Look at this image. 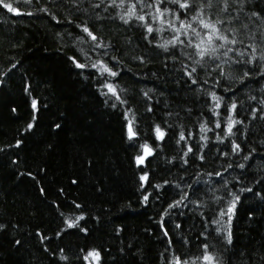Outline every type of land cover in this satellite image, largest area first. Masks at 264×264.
I'll use <instances>...</instances> for the list:
<instances>
[{"label": "trees", "instance_id": "obj_1", "mask_svg": "<svg viewBox=\"0 0 264 264\" xmlns=\"http://www.w3.org/2000/svg\"><path fill=\"white\" fill-rule=\"evenodd\" d=\"M5 2L19 14L0 6V264H90L89 251L93 264H206V253L264 264V0L160 3L177 27L171 13L196 28L203 6L237 40L227 57L202 60L184 35L160 46L176 33L152 19L156 0ZM133 4L145 21L128 18ZM99 62L118 75L91 67ZM230 115L240 123L226 137ZM145 143L153 153L138 166Z\"/></svg>", "mask_w": 264, "mask_h": 264}, {"label": "snow or ice", "instance_id": "obj_2", "mask_svg": "<svg viewBox=\"0 0 264 264\" xmlns=\"http://www.w3.org/2000/svg\"><path fill=\"white\" fill-rule=\"evenodd\" d=\"M121 2L123 3V0H121ZM163 2L175 4L180 9H183V10L190 9L192 7V4L189 2V0H156L154 5H149V7H155V9H156L155 14L152 15V19L159 21L160 24H162V25L166 23L168 25V28L172 32L176 33V35L173 37V39H171L169 41H165L164 44L160 45L165 50H167L169 44H171L173 46H175L177 44L184 45L185 41L183 39H181V35H184L188 39V44L186 46L193 48L195 51V54L198 57H200L201 60L205 56L216 57L218 55L219 49H225V51L223 52V56H225V57H227L228 54L233 51V49L231 47H229V45H235L237 43V40L235 38L229 39V37L227 35H224L221 33V31L217 25L220 23H223L222 21L218 20L215 23H213V22H210L209 20H206L204 18L203 6H201L200 10L197 12L196 15L191 16V18H190L191 21L196 23V25H197L196 28L193 27L191 22L186 23L184 20H181L179 13H171L175 17V20L179 21V27H177L173 21H166L164 19L165 13L169 12V10L167 8H165L164 10H160L159 5H160V3H163ZM113 3H115V0H113ZM140 3H141V7L145 6L143 4V0H140ZM211 3H212V0H207L208 7H211ZM0 6L6 8L9 12H14V13L19 14V10L14 8L11 3H6L5 0H0ZM135 7H136L135 4H133L131 9L126 13V15L128 16L129 19L133 16H136ZM226 7H227V0H225V9H226ZM121 19H124V17L122 16ZM136 19L139 21H145L146 17L141 15V16H136ZM125 22L127 23V20H125ZM198 28L200 29L199 31L197 30ZM146 30L148 33L153 32V28L151 27V25H146ZM83 31L86 32L91 37V39L93 41L97 40V37L86 26L83 27ZM157 31H159V29H157ZM189 31L191 32V36H189ZM201 32H203V35H201ZM196 41H198V42H196ZM217 41H219V43H217ZM100 46H104V45H102V44L97 45V47H100ZM240 55L243 56L244 53H240ZM252 59H255V57H252ZM260 59L264 60V55H262L260 57ZM249 62H251V61H249ZM196 63H200V60H197ZM76 66L79 68L86 67V65L80 64L78 62L76 63ZM219 66L220 65L218 64L217 67H219ZM91 67L97 68L101 74L108 73L110 76H113V77L118 75V73L112 71L107 65L103 64V62L94 63L91 65ZM195 71H196V69L193 68L190 72H187L186 74L189 77H191L192 73ZM245 75H247V73H245ZM192 83H196V81L192 80ZM105 87L107 88L108 93H111L117 99L120 98L118 93H117V89L114 85L108 83V84H105ZM145 95H147V93H145ZM211 98L213 101H216V108H219L220 107L219 101L221 100V97L217 96L215 93H211ZM36 106H37V102L35 100H33L32 101L33 109H36ZM236 107H237V105L235 103L231 104L229 107V111L234 112ZM149 110H151V109H149ZM125 118L127 120L128 139L132 140L137 135V133L133 130V121L135 120V116L133 114L130 119L128 116H126ZM237 123H240V121L234 120L231 115L227 117V125H226V132H225L226 137L233 134L232 129H233L234 125H236ZM28 127L31 128L32 124H29ZM216 127H220L219 121H217ZM200 128H201L202 132H207L210 130L204 124H202L200 126ZM154 132H155L158 140L163 139L165 133L161 130L159 125H157L155 127ZM180 139L181 140L186 139L183 132H181V134H180ZM201 139L206 140L207 137L202 136ZM217 139L219 140L221 138L218 136ZM140 147L142 149V155L136 157V161H137L138 166L142 165L144 163L146 156H150L153 153V150L146 143L142 144ZM239 149H240V146L238 144H233V148H232L233 152L239 151ZM188 151L191 152L192 149L189 147ZM202 158L203 157H201V159ZM241 167H243V165H241ZM140 179H141V181H147L148 178H147V175H144V176H141ZM157 187H160V185H157ZM147 199H148V197L145 196L144 200L147 201ZM238 199L239 198L236 197L231 202V205L228 208L227 212L226 213L222 212L221 216L227 214V215H229V218H231V214L234 212V209H235L236 200H238ZM181 202L182 201H177L176 205H179ZM173 206L174 205H169V207H173ZM80 219H83V217L76 218V223H78V221ZM74 226H76V224H74L72 221L68 222V227H74ZM227 238H228V241L231 242V232L230 231L228 233ZM203 247L205 249H207L208 245L205 244ZM88 256H92L94 259H97V260L99 259V253L96 251L90 252L88 254ZM87 258L88 257L86 256L85 259H87ZM202 259H203V261L206 262V264H215V257L211 253H206ZM175 264H188V262L187 261L181 262L179 257H177L175 260Z\"/></svg>", "mask_w": 264, "mask_h": 264}, {"label": "rangeland", "instance_id": "obj_3", "mask_svg": "<svg viewBox=\"0 0 264 264\" xmlns=\"http://www.w3.org/2000/svg\"><path fill=\"white\" fill-rule=\"evenodd\" d=\"M90 252H93V251H89V253H90ZM89 253H88V254H89ZM87 257H88V262H90V264H93V262L96 260V259H94L92 256H88V255H87Z\"/></svg>", "mask_w": 264, "mask_h": 264}, {"label": "water", "instance_id": "obj_4", "mask_svg": "<svg viewBox=\"0 0 264 264\" xmlns=\"http://www.w3.org/2000/svg\"><path fill=\"white\" fill-rule=\"evenodd\" d=\"M0 84H1V82H0Z\"/></svg>", "mask_w": 264, "mask_h": 264}]
</instances>
